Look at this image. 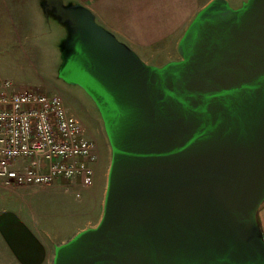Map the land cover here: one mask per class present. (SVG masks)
Segmentation results:
<instances>
[{"label":"water","instance_id":"water-1","mask_svg":"<svg viewBox=\"0 0 264 264\" xmlns=\"http://www.w3.org/2000/svg\"><path fill=\"white\" fill-rule=\"evenodd\" d=\"M225 4L186 31L182 61L156 70L86 11H66L99 47L96 87L122 137L100 224L53 264H264L261 242L246 240L264 190V2Z\"/></svg>","mask_w":264,"mask_h":264},{"label":"rangeland","instance_id":"rangeland-1","mask_svg":"<svg viewBox=\"0 0 264 264\" xmlns=\"http://www.w3.org/2000/svg\"><path fill=\"white\" fill-rule=\"evenodd\" d=\"M31 1L35 4L34 0ZM173 1L177 2L179 0ZM61 2L62 10H58V13L52 8H44L42 10L43 18L39 16L41 14L40 11L36 13L35 11H29V15H33V20L31 19L32 25L29 26L30 32L23 35L22 38H36L30 43L26 42L25 45L23 44V48H26L29 55L28 60L30 63L24 62L23 57L17 55L14 48H10L9 67L2 79L9 81L15 89H29L49 96H58L68 113L70 111L78 116L80 121L84 122V125L90 124L88 129L92 132L91 136L93 138L91 137L90 141L84 137L93 144L94 161L89 163L92 170V184L84 186V190L91 189L92 193L96 191L99 193L103 192V198H100L99 204H101V210L103 211L104 208L105 211L111 168L117 146L122 137V129L119 121L111 122L107 114V106L105 105L106 98L103 92L96 87L98 65H100L102 60L99 57V47L94 43L93 37L88 31L89 29L85 28L83 23L75 25L73 19L67 18L69 15L66 11L69 13L71 10H74L75 13L77 10L86 11L92 16L93 23L97 27L104 30L107 35L115 39L117 37L104 27L96 14L84 7L82 2L81 4L76 0H61ZM249 2L258 3L264 2V0H205L195 15L189 19L187 30L198 20L199 15L213 3H226L225 5L232 12L238 13L242 12L245 7L247 8ZM260 14L264 15V6ZM226 21L228 20H224V13L222 12L217 24L221 31L225 30ZM213 27L211 26V28ZM196 29H199V27H196ZM6 38L15 37L10 32L6 33ZM136 57L147 67L155 70L163 69L169 64L183 60L179 56L178 60L174 59L161 67L159 63L162 62V57L150 58L142 54H137ZM79 125L82 129L80 123ZM17 162L22 163L23 161L20 159ZM24 164L26 163L24 162ZM33 185L39 188H47L45 187L46 185L55 187H50L53 188L51 190L52 194L44 195L43 200L46 201H43L42 204L45 207L43 210L47 216L39 220L42 229L54 241L65 236H71L78 228L83 226L85 214L80 216V210L83 209L82 200L89 202V207L95 204V194L91 197V200L88 197V201L84 196L83 189L75 186H83L81 177L56 179L51 184H23L20 186ZM15 202L16 198L12 194L8 192L0 193V209L12 207ZM96 228L97 225L84 229L77 234ZM251 237H256L264 249V190L252 212L251 226L246 240ZM66 242L55 247L54 256L50 264L54 263L57 250Z\"/></svg>","mask_w":264,"mask_h":264},{"label":"crops","instance_id":"crops-1","mask_svg":"<svg viewBox=\"0 0 264 264\" xmlns=\"http://www.w3.org/2000/svg\"><path fill=\"white\" fill-rule=\"evenodd\" d=\"M76 1L79 4L82 2L84 7L94 12L101 24L115 34L116 39L134 54L150 58L162 57L164 62L162 60L159 63L161 67L174 59L178 60L181 56L179 44L188 29L189 19L205 2V0ZM34 2L35 4L31 0H0V81H7L2 79V76L9 67L10 48H14L16 54L23 57L24 62L30 63L23 44L30 43L36 38H22L30 32L29 26L32 25L33 15H29V11L35 13L40 11L39 16L43 18L44 8L55 10L46 0ZM10 32L15 38H6V33ZM69 114L81 124L84 136L90 140L92 137V132L88 129L90 124L86 122L88 125L85 126L78 116L70 111ZM75 186L83 189L86 200L88 197L91 200L95 194V204L89 207V202L82 200L83 209L80 210V216L85 214L83 226L71 236L54 241L42 229L39 220L47 216L42 204L46 201L43 200L44 195L52 194L51 190L55 187L46 185L47 188H39L33 185L5 188L0 185V193L8 192L16 198L12 207L0 209V264H50L55 247L78 232L100 224L104 215V208L102 211L99 204L103 192L92 193L91 189L84 190V186Z\"/></svg>","mask_w":264,"mask_h":264},{"label":"built area","instance_id":"built-area-1","mask_svg":"<svg viewBox=\"0 0 264 264\" xmlns=\"http://www.w3.org/2000/svg\"><path fill=\"white\" fill-rule=\"evenodd\" d=\"M93 144L61 99L0 81V184H51L81 177L92 184ZM22 163H18V160ZM24 162L26 164H24Z\"/></svg>","mask_w":264,"mask_h":264}]
</instances>
